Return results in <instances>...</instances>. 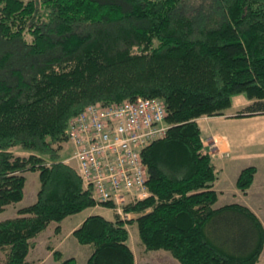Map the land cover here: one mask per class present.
<instances>
[{"label":"trees","instance_id":"16d2710c","mask_svg":"<svg viewBox=\"0 0 264 264\" xmlns=\"http://www.w3.org/2000/svg\"><path fill=\"white\" fill-rule=\"evenodd\" d=\"M0 0V213L25 196L38 172L37 201L0 222L4 264H29L34 239L97 206L61 144L70 119L97 102L162 99L170 129L150 144L149 197L124 221L91 215L73 232L92 248L86 264H137L127 226L147 251L180 264H257L264 225L250 208H215L221 171L198 119L221 116L243 96L237 117L264 114V0ZM20 146L30 155L16 156ZM259 169L241 170L237 188ZM111 208L110 206H103ZM54 250L59 264H78Z\"/></svg>","mask_w":264,"mask_h":264},{"label":"built area","instance_id":"2783aa9c","mask_svg":"<svg viewBox=\"0 0 264 264\" xmlns=\"http://www.w3.org/2000/svg\"><path fill=\"white\" fill-rule=\"evenodd\" d=\"M168 107L156 97L97 102L68 123L64 162L72 166L99 206H110L122 219L125 208L150 195L145 150L166 137Z\"/></svg>","mask_w":264,"mask_h":264},{"label":"crops","instance_id":"0c3cea01","mask_svg":"<svg viewBox=\"0 0 264 264\" xmlns=\"http://www.w3.org/2000/svg\"><path fill=\"white\" fill-rule=\"evenodd\" d=\"M236 100H234V105L232 106V108L225 111V115L210 117L203 116L198 119V122L203 132L202 135L203 141L204 143H206V151L208 149L209 153L212 155L213 163L217 167V169L219 168V170L221 171V176L225 168L224 164L228 168V163L226 164V159L228 158H230L229 165L232 169H238V166L241 162L247 161H249V165L248 163H246V166L244 168L249 166H256L257 169H259L256 174L255 180L252 183V186L247 190V192H243L240 190H238V192H235L236 195H240L241 205L250 208L251 211H253L256 215H259L258 210L264 208V173L262 171L263 169H261L262 166L260 163L264 159V114L250 117H237V115L241 111L240 109H242L246 105H249L248 103H250V101H244L243 106L240 107L236 105ZM244 168H242L241 170H243ZM241 170L238 169V177L241 173ZM217 183L215 185L216 190H218ZM218 192H220V195L215 208L224 206L219 204L221 203V193H223V191L218 190ZM8 207L9 206H7V208ZM21 208L23 207L17 208V206H15L17 212ZM101 209L103 210L110 208H105L103 206L97 205L95 207H92L91 209L89 208L82 211L81 213L76 214V220L69 226L68 232H65L66 229H64L63 226V222L65 221L64 220L60 224L62 229L59 233L60 237H62V239H65L66 236L72 237L73 232L76 231V229H78L91 215H102L108 220H115V217H106ZM140 214L141 213H131L130 218L135 219ZM260 216L261 215H259L258 217ZM129 226L130 225H128L127 227ZM38 237L34 239L36 241V251L38 252L35 263L45 264L44 258L46 257V255L39 248V244H37ZM89 249V254L91 255L92 249ZM90 255L87 256L86 262ZM29 257L30 254L27 259L30 263ZM52 260L53 264H59V262L55 261L54 258H52Z\"/></svg>","mask_w":264,"mask_h":264},{"label":"rangeland","instance_id":"374dc122","mask_svg":"<svg viewBox=\"0 0 264 264\" xmlns=\"http://www.w3.org/2000/svg\"><path fill=\"white\" fill-rule=\"evenodd\" d=\"M201 0H187L186 4L187 7H192V6H196V4L198 2H200ZM237 100L235 101L237 106L242 107L244 101L248 102V99L244 98L243 96H238L236 98ZM251 103V102H250ZM248 103V104H250ZM248 106V105H246ZM245 106V107H246ZM245 107H243L242 109H240L241 111H243V109H245ZM240 111V112H241ZM239 112V111H238ZM237 112V113H238ZM170 125V123H169ZM63 144H61V154H62V158L66 159L69 156L68 153V149H64ZM12 151L14 152V154L16 156H26L28 157L30 155V153L23 151L21 149L20 146H17L16 148H12ZM208 151V149H207ZM209 152V151H208ZM226 164L228 163V168L226 167V165L224 164L225 168L222 172V176H221V180L218 181L217 186H218V190L219 191H223L222 196H221V200L219 203L220 205H226L228 203H240L241 204V199H240V195H236L235 192H238L237 188V180H239L238 177V169L241 170L242 168H244L246 166L247 162H241L238 166V169H232L229 165V160L230 158L226 159ZM261 166L263 169V173H264V159L260 162ZM222 164V165H223ZM249 165V163H248ZM256 167V166H255ZM25 176L27 178L26 180V185H25V196L24 199L22 201H20L19 203H13L12 205H9V207L2 213H0V222L3 220H6L8 218H13V217H17V210L15 209V206H17V208L19 207H26V206H30L33 203H35L37 201V196L39 195V189H40V177H39V173L38 172H26ZM241 191V190H240ZM220 195V192H218ZM106 208V207H105ZM113 208L110 209H101V211L104 213V215L108 218H113L116 216V212L115 209L112 210ZM258 214L261 215L259 218L262 221V224L264 225V208L258 210ZM258 215V216H259ZM77 217V216H76ZM75 215L73 216H69L67 217V219H65V221L63 222V226L64 229H66L65 232H68L69 230V226L75 222L76 220ZM58 226L57 223H52L43 233H41L38 237V241L37 244H39V248L42 250V252L46 255V257L44 258L45 260V264H49L52 263L53 260L52 258H54L53 256V251L54 250H60L62 252H64L65 257H76L77 258V263L78 264H86V258L89 254V248H91V246L89 245H82L80 244V242L77 241L75 236L72 237H68L66 236L65 239L62 237H60L59 233L55 232L56 227ZM130 233V244L131 247L134 251V254L136 257V262L137 264H180V262L177 260L176 257H174L171 252L161 249V250H154V251H147L145 248V244L142 243L141 238H140V233L138 230V225L135 223L134 225H130L129 227H127ZM92 249V248H91ZM36 241H34V246L31 249L30 252V263L29 264H36L35 260H36V256L38 254V252L36 251ZM6 254H7V250H0V264H4L6 263ZM55 260V259H54ZM260 262H258V264H263L264 261V251L262 252V255L260 257ZM53 264V263H52Z\"/></svg>","mask_w":264,"mask_h":264}]
</instances>
